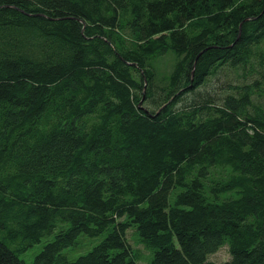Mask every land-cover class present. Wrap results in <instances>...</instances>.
Listing matches in <instances>:
<instances>
[{"label":"trees","instance_id":"obj_1","mask_svg":"<svg viewBox=\"0 0 264 264\" xmlns=\"http://www.w3.org/2000/svg\"><path fill=\"white\" fill-rule=\"evenodd\" d=\"M226 245L264 264V0H0V264Z\"/></svg>","mask_w":264,"mask_h":264},{"label":"rangeland","instance_id":"obj_2","mask_svg":"<svg viewBox=\"0 0 264 264\" xmlns=\"http://www.w3.org/2000/svg\"><path fill=\"white\" fill-rule=\"evenodd\" d=\"M163 68H165V63L162 65ZM221 82V81H220ZM220 82L217 84L220 86ZM134 230L129 229L128 230V237L130 238L131 244L133 247L138 248L141 250L143 256L147 258L149 256V251L142 245V244H137L134 240ZM101 238L99 239H91L86 236H81L79 238V243L76 247L71 248V249H66L64 252L66 255L71 258V259H76L81 255H84L88 253L94 244H96L98 241H100ZM43 247V242L40 244H36L32 248H30L28 251L25 253L21 254V258L23 260H26L27 262H32L36 255L41 251ZM209 256V260L217 263V264H223L224 262H227V260H230L232 255L230 254L229 251V246H223L220 249H218L215 253H212ZM143 263V261H142Z\"/></svg>","mask_w":264,"mask_h":264}]
</instances>
